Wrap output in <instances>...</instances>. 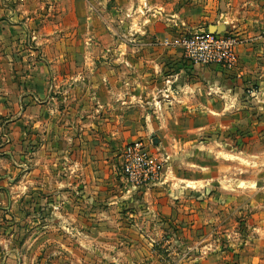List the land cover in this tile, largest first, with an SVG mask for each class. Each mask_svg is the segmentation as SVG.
<instances>
[{
    "label": "crops",
    "instance_id": "obj_1",
    "mask_svg": "<svg viewBox=\"0 0 264 264\" xmlns=\"http://www.w3.org/2000/svg\"><path fill=\"white\" fill-rule=\"evenodd\" d=\"M57 1L62 3L61 14L79 19L80 30H0L4 58L10 47L17 46L16 50L29 52L31 59L30 74L21 79H30V89L19 91L15 109L7 105L1 109L15 112L13 121H5L9 139L4 151L7 155L18 152L22 160L12 158L21 168L20 185L10 182L19 168L12 177L0 174V195L7 200L0 210L5 217L14 210L17 197L30 192L37 201L36 210L50 211L58 225L87 227L86 202L96 200L108 180L117 184V161L119 184L125 189L121 156L112 158L120 132L132 138L137 130L164 129L168 116L181 118L175 121L176 129L207 131L213 137L217 125L230 133L235 115L238 123L244 121L245 133H253L256 139L264 135V0H220L216 13L208 10V16H199L198 6L189 14L183 0H0V19L15 17L19 23L45 19ZM75 25L79 26L76 21ZM210 26L215 32L242 38L233 68L192 65L180 48L160 43L183 28L209 30ZM250 86L256 90L253 94L247 91ZM200 116L206 123L197 122ZM184 118H191V124ZM238 123L233 126L239 127ZM188 136L183 135L181 155L196 145L195 138ZM167 178L164 172L158 182L139 188L149 208L159 195L151 192ZM26 182L32 183L30 189ZM130 191L117 186L115 197L135 194ZM189 191L182 187L178 192ZM90 204L97 211L104 208L99 209L98 202ZM15 218L20 219L17 212ZM9 232L7 228L0 238V264H26L7 246L13 235Z\"/></svg>",
    "mask_w": 264,
    "mask_h": 264
},
{
    "label": "rangeland",
    "instance_id": "obj_2",
    "mask_svg": "<svg viewBox=\"0 0 264 264\" xmlns=\"http://www.w3.org/2000/svg\"><path fill=\"white\" fill-rule=\"evenodd\" d=\"M183 1L189 7V14L192 7L198 6L197 14L208 16V10L216 13L215 6L220 0H213V3ZM61 4L57 1L45 19H30L25 23H19L20 19L15 17L0 19V30H80L79 19L61 14ZM63 7L67 9L66 4ZM16 49L17 46L10 47L6 53L8 58L0 54V174L11 177L19 168L12 158L22 161L18 152L7 155L4 151L5 140L9 139L5 121H13L15 112L9 110L7 114L1 109L5 105L15 109L17 94L22 88L30 89L31 85L30 79L21 80L22 76L30 74L29 52L23 51L24 48ZM30 112L29 108V120ZM152 117L155 121V116ZM167 119V128L137 130L134 136L148 143L158 162L165 160L162 175L167 172L168 178L162 187L151 192L152 196L156 192L159 195L150 203V208L145 192L139 189L130 191L135 192L134 195L116 199L117 186L128 192L119 184L117 161L115 177L112 173L117 184L109 180L105 184L104 192L110 195L103 192L96 200L94 197L86 202L87 227L58 225L55 223L57 216L50 211L36 210L37 201L29 192L17 197L10 216L5 217V212L0 210V238L8 228L13 235L6 242L7 246L26 264H264V135L256 139L253 133H245L241 125L244 121L238 123L235 115L231 118L230 133L225 134L223 127L217 125L211 132L212 138L207 131L186 133L176 129L175 121L181 119L179 116ZM190 119L183 120L190 125ZM205 121L207 119L200 116L197 122L201 125ZM237 123L241 127L233 126ZM186 134L195 138L196 145L188 146L185 156L181 155L180 144L183 145ZM132 138L127 132H120L112 158H119L124 144ZM203 141L207 144H201ZM208 143L212 144L210 148ZM20 170L10 182L17 181L20 185ZM26 183L30 189L32 183ZM182 187L190 191L181 194L178 191ZM6 201L5 194L0 195V205L5 206ZM55 201L61 202L60 199ZM92 202L100 203L99 209L104 207L103 210L97 211L90 204ZM16 212L19 220L15 218ZM37 212L40 219L36 224Z\"/></svg>",
    "mask_w": 264,
    "mask_h": 264
},
{
    "label": "built area",
    "instance_id": "obj_3",
    "mask_svg": "<svg viewBox=\"0 0 264 264\" xmlns=\"http://www.w3.org/2000/svg\"><path fill=\"white\" fill-rule=\"evenodd\" d=\"M242 41L238 35L227 31L183 28L160 43L165 47L180 48L184 59L192 65L220 64L231 69L236 63V49ZM262 56L264 58V49ZM247 91L253 94L256 90L250 86ZM163 162L156 160L145 140L137 138L126 143L121 152V176L125 189L135 190L158 182L163 173Z\"/></svg>",
    "mask_w": 264,
    "mask_h": 264
},
{
    "label": "water",
    "instance_id": "obj_4",
    "mask_svg": "<svg viewBox=\"0 0 264 264\" xmlns=\"http://www.w3.org/2000/svg\"><path fill=\"white\" fill-rule=\"evenodd\" d=\"M210 31H213V27L212 26H210V29H209ZM213 32H215V31H213ZM155 142H157V139H155Z\"/></svg>",
    "mask_w": 264,
    "mask_h": 264
}]
</instances>
